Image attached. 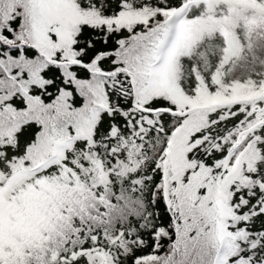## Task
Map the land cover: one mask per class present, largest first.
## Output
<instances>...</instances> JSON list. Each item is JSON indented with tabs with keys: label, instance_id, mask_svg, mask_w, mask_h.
I'll use <instances>...</instances> for the list:
<instances>
[{
	"label": "snow or ice",
	"instance_id": "obj_1",
	"mask_svg": "<svg viewBox=\"0 0 264 264\" xmlns=\"http://www.w3.org/2000/svg\"><path fill=\"white\" fill-rule=\"evenodd\" d=\"M0 264H264V0H0Z\"/></svg>",
	"mask_w": 264,
	"mask_h": 264
}]
</instances>
